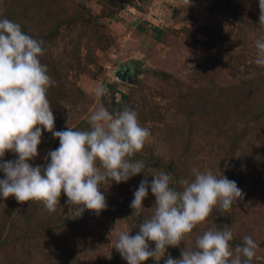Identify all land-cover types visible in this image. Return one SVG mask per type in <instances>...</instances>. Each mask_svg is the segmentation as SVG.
<instances>
[{
  "label": "rangeland",
  "instance_id": "rangeland-1",
  "mask_svg": "<svg viewBox=\"0 0 264 264\" xmlns=\"http://www.w3.org/2000/svg\"><path fill=\"white\" fill-rule=\"evenodd\" d=\"M259 15V0H191L188 7L181 0H0V19L23 21L32 29L26 34L43 42L41 63L56 81L47 93L56 131L90 130L101 103L113 114L127 107L151 133L133 157L147 171L169 174L170 186L182 190L180 181L194 179V169L211 170L245 194L230 211L214 209L159 262L144 264L179 259L205 230L226 227L233 246L251 236L258 245L251 264H264V66L254 63L255 41L264 37ZM100 85L108 89L102 98L95 95ZM190 105L201 112L186 115L182 108ZM59 143L42 131L29 163L46 167ZM16 159L13 152L3 158ZM145 178L153 179L141 172L102 184L107 209L98 216L85 210L75 217L63 193L54 213L42 203L0 196V264H127L114 248L115 231L135 236L153 214L150 188L143 212L130 207Z\"/></svg>",
  "mask_w": 264,
  "mask_h": 264
},
{
  "label": "clouds",
  "instance_id": "clouds-1",
  "mask_svg": "<svg viewBox=\"0 0 264 264\" xmlns=\"http://www.w3.org/2000/svg\"><path fill=\"white\" fill-rule=\"evenodd\" d=\"M187 7L191 0H181ZM259 24L264 25V0H259ZM42 41L22 31L21 25L0 19V196H14L18 203H42L49 213L60 206L63 193L68 205L76 206L75 217L85 210L97 216L107 209L100 191L108 180L117 184L145 172L152 175L149 184L142 180L134 192L130 207L133 214L144 210L149 188L155 197V210L139 225V231H115V249L127 264L157 262L168 246L180 247L185 237L205 224L214 209L230 211L244 197L235 181L211 170H193L194 179L180 181L182 190L170 186L171 176L163 171L151 172L141 160H134L150 140V130L142 127L136 111L123 108L110 113L101 103L90 115V130H55V117L48 90L56 81L41 63ZM254 61L264 66V37L255 41ZM108 89L100 85L95 95L102 98ZM59 139V147L48 153L46 167L33 166L38 156L42 131ZM6 152L18 156L5 161ZM43 173V174H42ZM233 232L208 228L196 239L194 250L184 248L179 259L170 255L164 264H251L258 245L251 236L232 245ZM149 242L155 244L151 249Z\"/></svg>",
  "mask_w": 264,
  "mask_h": 264
},
{
  "label": "trees",
  "instance_id": "trees-1",
  "mask_svg": "<svg viewBox=\"0 0 264 264\" xmlns=\"http://www.w3.org/2000/svg\"><path fill=\"white\" fill-rule=\"evenodd\" d=\"M9 20H11L13 22H16L15 18H13V17H9ZM16 23L21 25V29H22L23 32H25V33H31L32 32V29L29 28L26 23H23V21H18ZM155 29H157V28L155 27ZM157 30H158V35H160L161 32H162V29H157ZM59 33H61V30L59 29V26H58L57 27V31H55L53 34L57 35ZM45 38L47 39L48 37H45ZM126 97H127V95L122 94V99H125ZM181 102H183V101H181ZM182 109L185 111L186 115H188V116H191V115L192 116H196L197 114H199L201 112V110L197 109V107H194V106H191V105H190V107H185V108H182Z\"/></svg>",
  "mask_w": 264,
  "mask_h": 264
}]
</instances>
